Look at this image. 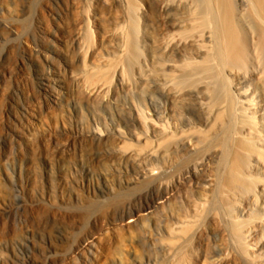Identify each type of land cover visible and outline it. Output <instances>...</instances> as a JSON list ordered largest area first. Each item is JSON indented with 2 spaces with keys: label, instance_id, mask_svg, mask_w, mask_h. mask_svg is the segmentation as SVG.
Segmentation results:
<instances>
[{
  "label": "rangeland",
  "instance_id": "1",
  "mask_svg": "<svg viewBox=\"0 0 264 264\" xmlns=\"http://www.w3.org/2000/svg\"><path fill=\"white\" fill-rule=\"evenodd\" d=\"M155 3L157 0H0V264H121L120 260L122 264H140L143 261L145 264H188L199 251L208 250L216 258L214 251H225L226 247V251L230 250L232 239L230 228L225 223L226 202L228 199L233 202L230 201L233 195H223L214 188L208 193L209 197H203L198 194L201 186L195 189L199 179H215L213 174L222 173L224 162L220 159V152L230 153L234 149L231 146L234 118L230 113L218 121L213 120L215 129L212 130L211 126L205 141L200 138V141L203 139V144H200L203 151L200 147L201 150L193 157L174 154L167 159L168 166L161 181L174 183V196L177 197L176 177L188 165L207 157L206 167L200 173L202 176L199 175L194 184L190 183L191 186L185 184L186 189L183 187L178 191V198L173 196L165 211H158L150 227L140 230L138 245L132 244L134 249L127 241L129 234L118 235L116 229L117 225L129 221L126 216L131 212L141 211L152 202H158L162 195L159 181L126 184L137 177L138 165L105 154L107 148L119 141L115 130L124 127L120 115L127 117L135 108L145 110V104L151 100L157 102L158 105L154 106L158 112L169 113L164 122L171 125L181 118L185 121L192 119L197 114L195 108L191 110L195 106L193 100L190 101L192 98L182 92L175 93L180 88L181 91L187 88L190 78L194 83L200 77L190 76L189 69L184 72L189 74L188 79L179 72L180 76L171 77L170 74L174 71L176 74V70L163 69L173 56L169 57L161 42L151 37L158 26L159 12ZM176 8V5L172 6V14L177 13ZM135 17H140L141 22H146V25L142 24L147 26V34L139 36L140 44L153 55L150 54L153 59H149L146 65L142 64L140 55L127 63L126 49L130 42L125 40L124 33L116 32L118 29L132 31ZM99 35L105 39L103 47H97ZM40 53L50 57L53 62H50V67L59 71L60 76L51 73L53 78L45 79L44 73L50 68ZM139 64H142L143 71L139 70ZM117 68L126 70L124 77L131 82L129 90L113 93L105 90L97 98L85 94L88 86L86 75L95 79L100 76L98 69L112 71ZM138 72L146 76L147 83H144L147 85L139 83ZM166 78L172 81L167 79L166 82ZM178 80L180 88L176 84ZM156 85L162 88L168 85L164 90L168 98L165 94L164 97L158 94ZM168 89L174 92L175 97L173 92L168 95ZM208 94L202 98L210 100L205 102H211L213 106L210 109L214 111L218 106L219 91ZM90 129L107 133L109 139L99 141L90 138ZM170 140L161 136L151 137L148 145H160L163 150H168L176 137ZM252 163L257 169L255 177L264 179L262 162ZM145 164L151 166L148 161ZM184 198L190 200L189 204ZM260 204L249 218L258 213L259 217L264 216L263 202ZM177 213L196 221L195 228L188 230L185 238L180 237L179 243L176 238H162L170 223L175 222ZM208 227L210 239L203 234ZM88 236L91 237L89 241L97 243L96 257L81 255V250L75 252L76 246ZM263 239L264 236L259 237L260 241Z\"/></svg>",
  "mask_w": 264,
  "mask_h": 264
},
{
  "label": "bare ground",
  "instance_id": "2",
  "mask_svg": "<svg viewBox=\"0 0 264 264\" xmlns=\"http://www.w3.org/2000/svg\"><path fill=\"white\" fill-rule=\"evenodd\" d=\"M155 4L156 11L159 12L157 19L158 26L156 31L153 32V34L151 33V37L154 38V41L159 40L161 42L163 49L165 48L169 57L170 55L174 57L170 58L169 63H165L163 69L168 71L176 70L177 73L173 74L174 71L170 74L171 77L175 75L180 76L179 73H183L184 77H187L186 79L189 78V74L187 75V72H184L189 69L190 71H188V73L190 72V76L197 75L196 77H200L201 79H199L198 82L193 83V81H190L191 78L189 79V82H187L182 76L184 79L182 77L181 79H183L185 83H189L187 88L184 90L182 89L183 91L180 90L181 88L178 85L179 80L177 83L175 82L178 85V88H180L179 90H176V88L172 86L174 87V90H176L175 94L182 92L181 94H185V96L192 98L190 101L193 100L192 102L195 106L193 108L190 107V109L192 108L191 110H193L195 108L194 110H197V114L195 113V116L193 115L192 119H186L185 121L181 118V120L171 125L167 121L164 122V119L166 120L169 113L164 114L163 112H158L154 106L157 102L151 100L145 104V110L135 108V110L131 111L127 117L120 115L124 127L121 130L118 128L115 130L117 131V139L119 141L115 142L111 147L108 146L110 148L105 150V154L114 156V158L117 157L120 160H126L129 164L131 161L135 163L136 166L138 165L140 171L136 175L137 177L131 179L130 182H127L126 184L131 185L135 182L159 181L162 195L158 199V202H152V204L147 205L145 209L133 213L131 212L130 215L126 216L129 221L120 226H116L118 235L128 233L130 238L127 241L131 248L134 249L132 244L138 245L137 237H139L140 232L150 227L153 220L155 221L158 211L163 212L168 208L174 196L175 184L170 183L171 181L166 183L161 181L165 176V168L168 166L167 159H169L170 155L174 154H176V156H182L181 154H185L193 157L203 148V146L201 147L200 145L203 144L201 142L203 139L200 141V138H204L205 141V138L207 139L209 137H207V135H210L211 130L209 129L211 126L212 130L215 129L212 124L216 125V123H213L215 122L213 120L221 119L223 115L226 117V114L230 113L229 115L234 118H231L233 122V125L231 122V127L233 129V143H231L233 145H230L233 146L234 149L231 151L232 153L225 151V154L217 149L221 153L220 159L224 162L222 173L216 175L213 174L215 179H213L214 177L199 179V175L202 173V168L204 169V166L206 167L204 162L207 157L203 156L199 161L196 160L191 165H188L186 170L176 177L177 197H174L178 198V196H180L178 195V191L183 188L185 184L187 185V183H189L190 185V183L192 184L193 181H197L198 179L200 181H197L198 184L196 183L197 185H195V189L197 186H201L199 188L201 191L198 194L203 197H209L208 193L210 191L212 192V190L214 191V188L223 195H233L230 199V201L233 202H229V199L226 202L227 211H225L227 212V218L226 221L224 219L226 225L229 226L231 233V236L229 234L232 239L230 240L232 242L230 250L226 251V247L225 251H214L213 253L217 256L216 258H213L208 250L199 251V253L197 252V255H194L196 257H193V260L190 258V263L264 264V239L261 241L259 240V237L264 236V216L259 217L260 213H258L257 216L251 215L249 218L250 213L254 208L258 206L260 207L261 202H263L261 208L264 210V179L255 177L256 168L253 166L254 163H252L258 162L259 160L260 163L262 162L261 164L264 165V0H177L176 3H173L172 0H157V3ZM173 5L177 6V13L174 14L171 13ZM0 10L2 9L0 8ZM143 15L145 16L146 14ZM133 22L134 29H132V31H126L124 29H118L115 31L118 33H124L126 36H124L126 38L125 40L130 42V46L126 49L129 61H125L130 64L135 60L137 55H140L142 64L146 65L149 59H153V57H151L152 53H150L151 55L148 54L147 49H145L142 46L143 44L141 45V42H139V36L141 34H147V26H145L146 22L142 21L145 24L143 25L140 21V17H135ZM152 38L151 40L153 41ZM144 42L146 41L144 40ZM97 44V47H103L105 44V39L102 35H99V41ZM40 54L42 56V53ZM42 58L44 62L49 64L50 68L44 73L46 74L45 79L50 80V77L53 78L54 75H51V73L60 76L59 71L53 70V68L50 67V62L53 63L50 57L42 56ZM155 60L156 59H154V61ZM151 63L154 62L152 61ZM142 64H139V70H142ZM148 64L145 67H148ZM124 70V68H117L112 71L110 69L104 71L98 69L97 74L100 76L95 79L86 75L88 86L86 84L87 88L85 86V94L88 97L97 98V96L105 90L108 93H113L118 90H129L131 82L130 80H127V77H124V72L126 71ZM138 75L139 83H143L142 85L146 84V76L144 75V77L140 73ZM163 75L168 74L164 73ZM174 78L175 77H173V79ZM167 79L172 81L169 78H166V82H168ZM163 80L165 79L163 78ZM137 82L138 81H136V83ZM181 84H183V82ZM166 88H168V85L163 88L157 86L158 94L163 97L165 94L167 97V94L164 93ZM170 89H172L171 86ZM170 89L167 90L168 95L169 92H173L172 90L170 91ZM216 91H219V100L217 98L216 102L218 106L215 104L217 106L214 105L216 110L214 109V111H212L210 109L213 106L212 103L205 102L208 98L204 99L202 96L205 97L208 93L211 94ZM172 94L174 95V92ZM209 96L211 97V95ZM165 107L166 110L169 111L170 108L167 104ZM179 114L181 115V113ZM171 116H173V112ZM206 132H208V134H205ZM204 134L206 136L201 137V135ZM88 135L90 138L99 141L109 139V135L100 132V130L90 129ZM156 136H161L166 140L168 139V141L170 140L169 138H171L170 141H172L173 137H176V141H172L174 144H172V146L169 145L170 147H168V150H163L160 145L157 147L148 145L150 143L149 139ZM200 147L201 149L199 150ZM216 148L215 151H217ZM221 149L223 150V148ZM224 149H226V147ZM201 151H203V149ZM216 153L217 152L214 154ZM147 161L151 166L145 164ZM133 165L134 164H132V166ZM260 181H262L263 184L260 183ZM184 188L186 189V187ZM184 200L187 201L188 198H184ZM189 201H187V203ZM197 206H199V204ZM203 208L204 207H202V209ZM176 216L175 222H171L170 226L167 228L166 235L162 234L163 239L171 240V238H176L175 240L177 241L180 237L185 238L188 234V230L191 231L193 225L196 224V221H194V223L192 219H188L190 217L186 218L187 215H180V213H177ZM173 224H175V226ZM172 225L174 227H171ZM194 228L195 227H193V229ZM203 234L206 239H210L211 231L209 227L205 228ZM90 238L91 237L88 236L82 240L76 246L75 252L81 250V255L85 254V256L92 255V257H96L97 243L93 240L89 241ZM191 238L195 239V237L192 236ZM188 240L189 239L185 240V242ZM192 241L193 240H191V242ZM81 243H85L84 247H81ZM177 243H179V241H177ZM75 255L77 254L75 253ZM120 262L122 264L123 261L120 260ZM140 264L145 263L143 261Z\"/></svg>",
  "mask_w": 264,
  "mask_h": 264
}]
</instances>
